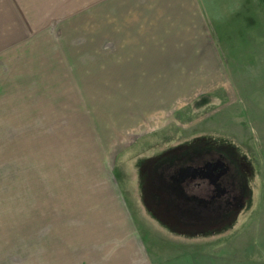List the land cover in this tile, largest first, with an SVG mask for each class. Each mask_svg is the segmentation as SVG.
Wrapping results in <instances>:
<instances>
[{
    "label": "rangeland",
    "instance_id": "374dc122",
    "mask_svg": "<svg viewBox=\"0 0 264 264\" xmlns=\"http://www.w3.org/2000/svg\"><path fill=\"white\" fill-rule=\"evenodd\" d=\"M194 1L172 4L181 34L147 52L133 80L130 33H117L130 31V0H82L75 13L70 2L49 61L32 43L0 47V264H53L56 230L81 231L78 216L94 215L88 203L107 186L131 201L161 264H264V0ZM62 42L88 65L37 66ZM218 158L230 166L225 182L244 191L231 218L221 201L202 204L195 186L183 194L167 179ZM143 192L165 210H149Z\"/></svg>",
    "mask_w": 264,
    "mask_h": 264
},
{
    "label": "crops",
    "instance_id": "0c3cea01",
    "mask_svg": "<svg viewBox=\"0 0 264 264\" xmlns=\"http://www.w3.org/2000/svg\"><path fill=\"white\" fill-rule=\"evenodd\" d=\"M93 1L96 4L102 0ZM70 2L74 4V13L81 12L82 0H57V5L64 7L63 11H59V13L53 11V4L49 6L48 0H0V38H5L0 40V47H4L8 43L14 44V49H16L19 44L23 46L25 43H32L39 51V61H49L50 38L60 39L56 29H60L64 20L70 18V16L63 17L70 14ZM176 2L180 3L182 0H130V31L117 32L130 33V58L127 55L123 59L127 63L130 61V80L140 73H144L143 68H145V64H149L146 61L149 58L152 59V52L154 54V52L167 50L168 34H181L182 27L178 31L174 30L177 25L176 16L179 15L180 20L182 19L180 13H175L177 9L182 10L181 5L180 8L177 5H172ZM195 3L197 9L202 8V0H195ZM4 8H8L9 15H5ZM76 17L73 14L72 18ZM81 17L98 18V15L91 13L87 17ZM98 29L96 27L95 32ZM144 36H148L146 41L142 40ZM42 43L46 44V54L40 52ZM64 45L62 42L58 53H55L50 59L51 63L38 62L37 66L49 65L54 68L57 64H61L60 66L66 68V66L76 64L88 65L85 54L81 58L80 51L83 49L77 46L72 47L67 43ZM25 49L23 47V53L16 54V57L24 60ZM175 49V46H172L171 50ZM112 50L120 51L121 49ZM94 56L96 58V54ZM76 61L80 63H76ZM47 70V76L52 77L54 70L51 71L48 68ZM100 70L103 71L102 68ZM62 77L65 79L64 75ZM98 195L103 196L101 202H98L96 198L95 202L88 203L89 210L95 211L94 215L78 216L77 221L82 227L81 231H72L66 225H61L56 230V235L48 244L52 251L49 256L52 255L53 264H161L158 261L159 257L152 256L148 249L147 241L138 228L131 201L129 203L120 194V191L115 192L113 186L104 187L101 192L97 189L96 196ZM144 195L148 197L151 195L143 192V202L146 206L149 204V210H165L161 206V200L157 201L155 198V200L148 201ZM82 205L86 209L87 202ZM59 210L63 211L64 209ZM97 211L105 212V214L99 215ZM91 220L96 224L105 225L104 228L97 232L96 229H93V233L90 229H85L88 227V221ZM105 220H108L109 223H106ZM84 232L87 235L86 239L82 237ZM76 233L80 235H76ZM47 264H51V262L47 261Z\"/></svg>",
    "mask_w": 264,
    "mask_h": 264
},
{
    "label": "flooded vegetation",
    "instance_id": "af4514ba",
    "mask_svg": "<svg viewBox=\"0 0 264 264\" xmlns=\"http://www.w3.org/2000/svg\"><path fill=\"white\" fill-rule=\"evenodd\" d=\"M179 169L177 174L167 178L173 189L183 193V189L195 186L200 193L192 192L191 199H196L202 204L221 201L220 205H225V213L230 218L232 208L237 202L240 201L242 204L244 191L236 188L234 182L229 184L225 182V177L230 173V166L221 158L207 160L202 164L183 166Z\"/></svg>",
    "mask_w": 264,
    "mask_h": 264
}]
</instances>
